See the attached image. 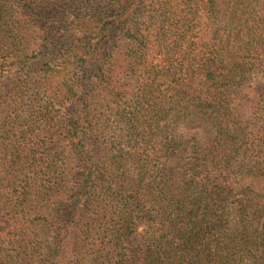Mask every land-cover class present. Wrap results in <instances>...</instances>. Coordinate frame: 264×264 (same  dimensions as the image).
Listing matches in <instances>:
<instances>
[{"label":"trees","instance_id":"16d2710c","mask_svg":"<svg viewBox=\"0 0 264 264\" xmlns=\"http://www.w3.org/2000/svg\"><path fill=\"white\" fill-rule=\"evenodd\" d=\"M0 264H264V0H0Z\"/></svg>","mask_w":264,"mask_h":264}]
</instances>
